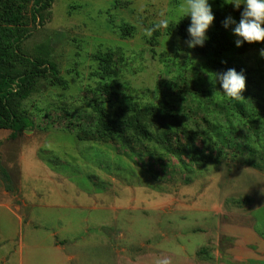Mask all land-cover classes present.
Listing matches in <instances>:
<instances>
[{
  "label": "rangeland",
  "instance_id": "374dc122",
  "mask_svg": "<svg viewBox=\"0 0 264 264\" xmlns=\"http://www.w3.org/2000/svg\"><path fill=\"white\" fill-rule=\"evenodd\" d=\"M181 3L182 0H52L51 7L43 12V25L20 46L28 55L54 62L58 71L54 82L61 84L51 85L53 80H47L41 96L33 97L26 106L31 104L30 116L36 127L33 136L40 145L39 154L60 178L46 180L45 185L47 189H64L59 194H111L112 210L96 215L103 216L107 224L102 235L111 244L112 253L126 247L127 255H134V244L138 242L157 247L164 255L179 256L182 245L191 253L208 244L219 219H228L229 215L222 217L216 209H227L229 213L241 210L244 220L254 217L259 230L264 232V164L258 156L252 159L258 166L252 167L231 148L225 149V158L205 150L204 160L194 162L151 145L131 149L116 141L97 142L82 137L78 131V136L84 138L81 140L74 131L64 129L68 120L64 119L63 109L87 114L86 101L91 95L85 88L94 86L90 74L98 66L94 55L122 54L118 81L127 82L145 103L157 101L158 82L174 75L166 72L158 54L173 57L178 53L176 63L186 70L188 78L196 79L189 72L190 67L202 60L176 34L159 37L153 48L157 53L154 58L148 50L152 25L163 28L165 20L174 22ZM209 3L212 11H218L223 18H239V12L225 0ZM123 23L134 26L131 37L121 38L119 27ZM212 28L213 24L207 30ZM229 28L228 37L235 40ZM236 48L240 64L249 72L248 89L262 95L264 58L260 50L264 41ZM216 96L212 94L214 99ZM199 102L203 109L195 108L190 99L186 105L191 110L188 115L201 122V126L205 107L222 119L224 110L215 107L212 100L205 98ZM49 105L52 121L43 117V109ZM195 143L202 147L201 140ZM9 172L12 174L13 169ZM45 185L44 181L31 184L37 188ZM47 193L44 189L37 192ZM91 234L97 239L100 233ZM113 258L114 255L110 256L112 262L108 260V264H116Z\"/></svg>",
  "mask_w": 264,
  "mask_h": 264
},
{
  "label": "trees",
  "instance_id": "16d2710c",
  "mask_svg": "<svg viewBox=\"0 0 264 264\" xmlns=\"http://www.w3.org/2000/svg\"><path fill=\"white\" fill-rule=\"evenodd\" d=\"M51 3L52 0H0V129L10 130V139L35 126L30 116L31 104L28 108L26 106L33 97L41 96L47 80H53L51 85H61L54 82L58 75L54 62L28 55L20 47L37 27L43 25V12L51 7ZM212 13L213 28L206 30L204 45L190 49L202 60V63L190 67L189 72L196 79L188 78L184 73L186 70L176 63L178 53L173 57L158 54L166 72L174 75L158 82L157 101L145 103L127 82L118 81L122 54L113 56L105 52L94 55L98 66L90 74L94 86L85 88L91 95L86 101L87 114L76 109L70 112L63 109L64 119L68 120L64 129L79 131L82 137L97 142L116 141L131 149L149 145L160 147L178 158L185 156L194 162L204 160L205 150L214 151L219 157H228L225 149L231 148L245 157L246 163L252 167L258 166V162L252 160L256 156L264 164V92L259 95L248 89L249 72L240 64L238 49L234 40L228 37L230 28L222 26L224 18L218 11ZM30 24L34 27L31 28ZM188 24L189 20L182 19L176 25L170 22L163 28L152 25L147 39L151 56H156L153 48L162 35L176 34L184 41ZM134 30V26L126 23L119 27L121 38L131 37ZM190 64H193L192 59ZM227 68L244 70L245 90L239 101H230L212 90L209 79L213 73ZM214 93L217 95L215 99L212 97ZM205 98L212 100L213 105L223 109L224 113L219 119L205 107L201 126V122L188 115L191 110L187 109L186 101L190 99L196 104L195 108L203 109L199 101ZM51 109L52 105L43 109V117L50 121ZM210 115L211 118H207ZM196 140H201V148L196 145ZM9 175L8 170L0 165V181L8 182Z\"/></svg>",
  "mask_w": 264,
  "mask_h": 264
},
{
  "label": "crops",
  "instance_id": "0c3cea01",
  "mask_svg": "<svg viewBox=\"0 0 264 264\" xmlns=\"http://www.w3.org/2000/svg\"><path fill=\"white\" fill-rule=\"evenodd\" d=\"M35 129L23 130L14 139L9 138L10 130L0 129V162L8 172L13 169L8 182L0 181V264H108L112 255L116 264H155L165 256L170 264H264V232L254 217L244 220L238 209L230 213L216 209L229 220L219 219L208 244L191 253L182 245L179 256L164 255L143 242L134 244V255L128 256L126 247L112 253L102 235L107 224L96 215L112 210L111 194H59L64 189H47L46 180L60 178L40 156ZM41 181L45 187L31 186ZM43 189L48 193L37 194ZM95 232L100 233L97 239L90 236Z\"/></svg>",
  "mask_w": 264,
  "mask_h": 264
},
{
  "label": "clouds",
  "instance_id": "9594fccd",
  "mask_svg": "<svg viewBox=\"0 0 264 264\" xmlns=\"http://www.w3.org/2000/svg\"><path fill=\"white\" fill-rule=\"evenodd\" d=\"M225 3H230L233 10L239 12L238 19L228 15L221 22L225 29L231 26L236 47L244 43L264 41V0H225ZM185 17L189 18V24L184 44L188 49L202 47L207 39L206 30L214 19L209 0H182L173 17L175 25ZM169 22L165 20L164 26L167 27ZM260 56L264 58V48L260 50ZM209 81L212 90L217 91L222 97L230 101H239L243 98L246 81L243 69L237 71L235 68H227L214 72ZM217 84L219 89L216 88ZM155 264H170V261L168 258L157 259Z\"/></svg>",
  "mask_w": 264,
  "mask_h": 264
}]
</instances>
